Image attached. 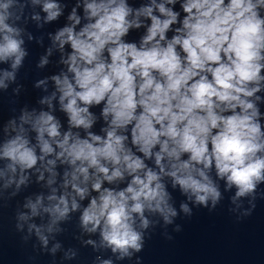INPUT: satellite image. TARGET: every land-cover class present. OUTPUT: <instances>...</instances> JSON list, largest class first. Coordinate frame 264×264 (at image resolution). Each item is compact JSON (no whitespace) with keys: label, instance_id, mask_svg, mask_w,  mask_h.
<instances>
[{"label":"clouds","instance_id":"1","mask_svg":"<svg viewBox=\"0 0 264 264\" xmlns=\"http://www.w3.org/2000/svg\"><path fill=\"white\" fill-rule=\"evenodd\" d=\"M37 6V27L64 19L37 65L55 48L60 71L35 82L45 91L52 83L39 100L46 107L25 105L2 126L0 195L36 189L17 219L33 221L28 233L42 248L78 214L82 232L100 237L82 244L112 254L94 264H117L143 251L150 225L173 224L174 193L210 212L221 182L225 192L235 188L233 204L256 199L264 185V0H0V63L10 68L0 69L2 90L28 55L18 22ZM250 203L237 219L252 215ZM179 208L192 216L188 203Z\"/></svg>","mask_w":264,"mask_h":264},{"label":"water","instance_id":"2","mask_svg":"<svg viewBox=\"0 0 264 264\" xmlns=\"http://www.w3.org/2000/svg\"><path fill=\"white\" fill-rule=\"evenodd\" d=\"M32 12H40L39 6L26 9L25 16L28 18L22 17L18 22V26L24 29L21 35L28 55L17 71L16 81H9L6 91L0 89V138H3V124L9 118L18 117L20 108L25 105L29 110L46 107L40 105L39 100L54 90L52 83L48 82L45 91V86L34 87L35 82L60 71V54L55 48L46 66L39 68L37 65L46 49L52 47L48 33H54L61 27L64 19L62 17L58 22L40 28L37 27L38 22L30 18ZM29 33L33 36L31 41ZM38 40L42 43H37ZM6 68L10 70L9 65L0 63V69ZM17 87L18 93L14 91ZM13 191L14 186L0 195V264H94L97 256L109 258L112 255L110 250L93 249L91 245L82 244V240L91 238L98 245L100 237L82 232L78 214H73L69 222L61 223L59 226L64 231L55 233L54 239L49 238L48 247L42 248L35 234L28 233V223L33 221L17 219L19 212L28 211L22 207L24 196L36 189L22 191L16 196H12ZM221 192L222 200L211 212L207 208L194 207L178 192L174 193L179 215L174 218L173 224L164 225L161 219L159 223L150 225L146 238L151 234V239H146L143 251L133 253L131 258L117 264H137V257H140V264H264V185L258 186L254 201L251 197H241L236 204L230 200L235 194L234 187L225 192L221 182ZM250 201L256 205L252 215L237 219L251 207ZM181 202L189 204L193 211L191 217L180 211ZM229 209L236 211L230 212ZM18 223L23 225L22 230L17 228ZM178 225L181 230L176 232ZM165 232L172 239H167L163 234ZM55 243L61 246L53 253L51 249ZM69 250L76 252L75 258H66Z\"/></svg>","mask_w":264,"mask_h":264}]
</instances>
